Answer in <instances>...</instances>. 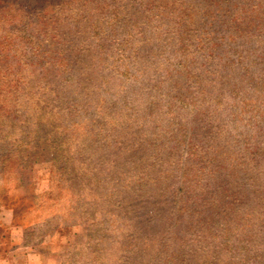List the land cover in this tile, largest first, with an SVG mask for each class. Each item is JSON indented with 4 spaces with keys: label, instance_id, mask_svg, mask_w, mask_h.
<instances>
[{
    "label": "rangeland",
    "instance_id": "rangeland-1",
    "mask_svg": "<svg viewBox=\"0 0 264 264\" xmlns=\"http://www.w3.org/2000/svg\"><path fill=\"white\" fill-rule=\"evenodd\" d=\"M14 198L59 264H264V0H0Z\"/></svg>",
    "mask_w": 264,
    "mask_h": 264
},
{
    "label": "crops",
    "instance_id": "crops-1",
    "mask_svg": "<svg viewBox=\"0 0 264 264\" xmlns=\"http://www.w3.org/2000/svg\"><path fill=\"white\" fill-rule=\"evenodd\" d=\"M15 199L0 208V264H59L54 235L38 222H21Z\"/></svg>",
    "mask_w": 264,
    "mask_h": 264
},
{
    "label": "trees",
    "instance_id": "trees-1",
    "mask_svg": "<svg viewBox=\"0 0 264 264\" xmlns=\"http://www.w3.org/2000/svg\"><path fill=\"white\" fill-rule=\"evenodd\" d=\"M36 221H37L38 223H40V222H41V223H44L45 220H43V221H41V220H36ZM41 223H40V225H41ZM41 227H42V226H41ZM49 230H50V229H49ZM50 231H51V230H50ZM51 233L54 235V238H56V236H55V234H54L55 231H51Z\"/></svg>",
    "mask_w": 264,
    "mask_h": 264
}]
</instances>
